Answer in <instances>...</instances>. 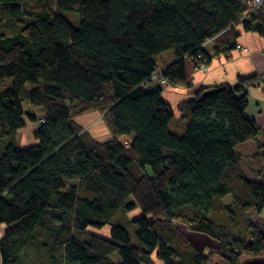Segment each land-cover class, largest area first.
<instances>
[{
	"label": "trees",
	"instance_id": "obj_1",
	"mask_svg": "<svg viewBox=\"0 0 264 264\" xmlns=\"http://www.w3.org/2000/svg\"><path fill=\"white\" fill-rule=\"evenodd\" d=\"M249 1L55 0L78 15L75 26L52 0H0V20L29 19L0 33V264H143L153 254L209 264L189 233L219 241L225 263L216 264L264 255L254 223L264 210V130L247 113L246 91L258 77L202 87L178 117L154 83L161 74L190 87L212 50L237 48L238 26L264 36V3L250 12ZM168 50L175 61L159 71L156 57ZM90 110L107 119L109 139L77 122ZM176 118L182 136L170 130ZM26 120L40 121L38 144L18 148ZM249 141L261 181L241 167L237 147ZM137 207L134 236L112 223ZM108 224L110 238L88 231ZM241 226L247 240L229 233Z\"/></svg>",
	"mask_w": 264,
	"mask_h": 264
},
{
	"label": "crops",
	"instance_id": "obj_2",
	"mask_svg": "<svg viewBox=\"0 0 264 264\" xmlns=\"http://www.w3.org/2000/svg\"><path fill=\"white\" fill-rule=\"evenodd\" d=\"M240 36L237 43L242 49L235 48L229 54L220 52L215 54L212 50L213 61L208 69L198 70L193 77L190 87H171L163 89L162 97L175 110L178 117V106L180 103L195 97L200 88L229 83L237 86L241 78H252L264 75V36L254 31H245L242 26L237 28ZM249 106L247 113L251 116L259 127L264 130V86L257 84L247 88ZM248 148L249 153L244 150ZM237 151L243 155L241 167L250 180L261 181L258 174V165L252 157L256 154L257 148L254 142H246Z\"/></svg>",
	"mask_w": 264,
	"mask_h": 264
},
{
	"label": "rangeland",
	"instance_id": "obj_3",
	"mask_svg": "<svg viewBox=\"0 0 264 264\" xmlns=\"http://www.w3.org/2000/svg\"><path fill=\"white\" fill-rule=\"evenodd\" d=\"M55 0H52V7L53 9L59 14H62L65 16L72 24L75 26H78L80 22V18L76 13H68V12H59L56 9ZM29 19L24 16H20L18 19H2L0 20V33H4L8 36H12L16 34L20 28L23 22H27ZM213 42V41H212ZM212 42L207 41L206 44L203 46L205 48L211 49ZM175 52L173 50H168L156 57V61L158 63L159 71L160 69L164 68L165 66L170 65L175 61ZM169 87V86H168ZM25 111L30 112L34 115L40 116L41 110L38 108H32L28 104H24ZM39 117H37L38 119ZM77 122L83 126L95 139L102 141L107 140L111 137L112 132L110 131V128L107 124V119L104 118V115L96 110H90L86 113H83L76 117ZM27 125L23 129H21L16 137H15V145L18 148H28L33 145L38 144V140L35 137V133L37 129L40 127V121H31L26 120ZM42 121V120H41ZM170 130L174 133H177L182 136L184 134V128L179 124L177 118L171 123ZM245 153H249L248 148L244 150ZM141 214V210L139 207H137L134 210L127 211V210H120L118 211L112 220V223L120 224L124 227H126L130 234L134 236L135 231L139 229V227L135 224H133L131 221L138 217ZM219 216L223 217L222 210L218 211ZM256 224V228L264 231V210L261 216L257 217L254 221ZM111 225L108 224L104 226L103 228H92L89 227L88 231H92L96 233L98 236H102L105 238H110V231H111ZM178 228L182 231L187 233V228L183 225H178ZM251 230L248 229L246 226H241L240 228H232L229 230V233L231 236L236 237L238 240H247V238L251 235ZM1 232V237L3 235V231ZM192 237L194 243L206 253H209L212 255L211 261L209 264H216L217 262L225 263V261L219 257L217 251L219 248V241L209 238L208 236L201 235V234H193L189 233ZM0 237V239H1ZM246 256H243L241 260L246 259ZM113 261H116L117 263L120 262V258L118 257V254L115 253L112 257ZM143 264H163L157 257L156 254H153L150 258L144 261Z\"/></svg>",
	"mask_w": 264,
	"mask_h": 264
},
{
	"label": "built area",
	"instance_id": "obj_4",
	"mask_svg": "<svg viewBox=\"0 0 264 264\" xmlns=\"http://www.w3.org/2000/svg\"><path fill=\"white\" fill-rule=\"evenodd\" d=\"M263 3H264V0H252V1H249L248 4H247L248 5V9L250 10V12L254 11L256 8L260 7ZM237 48L238 49H242V46L240 44H238ZM202 69L207 70L208 67L207 66H202ZM158 76H160L158 78L159 80L155 81L154 83H156L157 85L160 84V85H162L164 87L169 86L168 85V80L166 78H163L161 76V74L156 75V77H158ZM257 82L264 86V75L259 76Z\"/></svg>",
	"mask_w": 264,
	"mask_h": 264
},
{
	"label": "water",
	"instance_id": "obj_5",
	"mask_svg": "<svg viewBox=\"0 0 264 264\" xmlns=\"http://www.w3.org/2000/svg\"><path fill=\"white\" fill-rule=\"evenodd\" d=\"M238 264H264V255L243 259Z\"/></svg>",
	"mask_w": 264,
	"mask_h": 264
}]
</instances>
